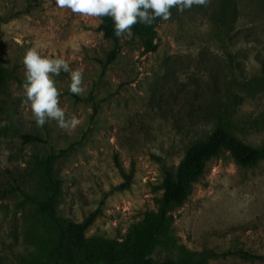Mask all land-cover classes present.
<instances>
[{
    "label": "rangeland",
    "instance_id": "rangeland-1",
    "mask_svg": "<svg viewBox=\"0 0 264 264\" xmlns=\"http://www.w3.org/2000/svg\"><path fill=\"white\" fill-rule=\"evenodd\" d=\"M218 1L173 8L154 27L155 50L146 52L132 31L107 60L113 42L98 30L99 18L55 0H0V264L49 261L55 233L39 204L50 152L65 150L54 162L57 214L80 222L95 212L85 232L93 250L101 242L132 246V227L159 206L164 169L176 172L187 149L215 127L264 151V0H239L226 27L217 23ZM33 46L83 72L79 96L69 91L68 73L54 77L60 107L81 121L71 132L55 120L38 127L23 103V57ZM168 215L145 257L264 264V156L244 166L220 150ZM237 249L263 259L230 253Z\"/></svg>",
    "mask_w": 264,
    "mask_h": 264
},
{
    "label": "trees",
    "instance_id": "trees-1",
    "mask_svg": "<svg viewBox=\"0 0 264 264\" xmlns=\"http://www.w3.org/2000/svg\"><path fill=\"white\" fill-rule=\"evenodd\" d=\"M239 0H219L216 11L217 23L226 27L225 15L236 16ZM159 19L152 25L145 26L140 23L133 27L132 31L141 35L144 50L153 51L156 48L154 42V27ZM104 37L113 42L112 49L107 55V60H112L118 51V38L114 34V22L110 17L99 18L97 25ZM6 71L0 65V86L4 83ZM258 77H264V70ZM25 141H40L35 135H23ZM220 150H227L240 165H250L264 156L262 149L245 144L240 139L227 132L222 126L215 127L206 139L192 144L186 151L176 172L170 167L164 169L163 191L159 206L155 211L145 213L142 223L131 229V244L101 242L93 250L88 249L86 230L91 224L95 212L90 213L84 220L78 222L61 219L57 214V203L62 192L61 180L54 173V162L58 154L50 152L45 157L43 182L45 197L39 204V211L46 223L55 233V243L49 252V261L40 264H88L95 261L101 264H193L188 259L179 261H154L151 257H145L142 250L165 228L170 215L169 209L182 203L190 192L191 184L200 177L205 169L208 159ZM242 258L263 259L261 255L251 254L242 249L233 252ZM79 256V257H78ZM129 260V261H126Z\"/></svg>",
    "mask_w": 264,
    "mask_h": 264
},
{
    "label": "clouds",
    "instance_id": "clouds-1",
    "mask_svg": "<svg viewBox=\"0 0 264 264\" xmlns=\"http://www.w3.org/2000/svg\"><path fill=\"white\" fill-rule=\"evenodd\" d=\"M210 0H55L61 9H70L72 13L85 17H110L114 22V34L117 38L133 35L137 24L152 25L157 19H171L173 8L183 13L194 6H208ZM25 79L22 84L25 99L38 127L49 120H55L60 129L71 132L81 121L75 116H66L60 107V91L54 77L61 72L69 74V91L74 95H83V72L72 69L63 57L51 58L41 55L38 46L26 50L23 57Z\"/></svg>",
    "mask_w": 264,
    "mask_h": 264
}]
</instances>
